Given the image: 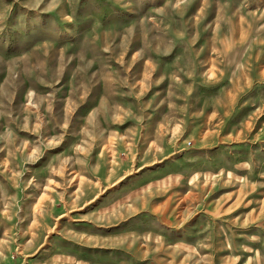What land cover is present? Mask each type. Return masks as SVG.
I'll list each match as a JSON object with an SVG mask.
<instances>
[{
  "label": "rangeland",
  "instance_id": "374dc122",
  "mask_svg": "<svg viewBox=\"0 0 264 264\" xmlns=\"http://www.w3.org/2000/svg\"><path fill=\"white\" fill-rule=\"evenodd\" d=\"M0 264H264V0H0Z\"/></svg>",
  "mask_w": 264,
  "mask_h": 264
}]
</instances>
